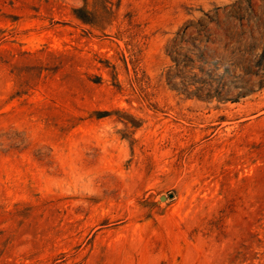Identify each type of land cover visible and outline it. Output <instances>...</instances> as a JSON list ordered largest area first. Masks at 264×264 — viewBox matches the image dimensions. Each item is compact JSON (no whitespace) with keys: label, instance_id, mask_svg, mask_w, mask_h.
Wrapping results in <instances>:
<instances>
[{"label":"rangeland","instance_id":"1","mask_svg":"<svg viewBox=\"0 0 264 264\" xmlns=\"http://www.w3.org/2000/svg\"><path fill=\"white\" fill-rule=\"evenodd\" d=\"M0 264H264V0H0Z\"/></svg>","mask_w":264,"mask_h":264},{"label":"water","instance_id":"2","mask_svg":"<svg viewBox=\"0 0 264 264\" xmlns=\"http://www.w3.org/2000/svg\"><path fill=\"white\" fill-rule=\"evenodd\" d=\"M171 197H172V195H170V194L167 196V198H171ZM164 200H165V198L163 196L159 197V201H164Z\"/></svg>","mask_w":264,"mask_h":264}]
</instances>
